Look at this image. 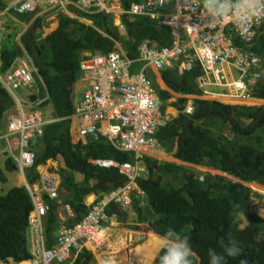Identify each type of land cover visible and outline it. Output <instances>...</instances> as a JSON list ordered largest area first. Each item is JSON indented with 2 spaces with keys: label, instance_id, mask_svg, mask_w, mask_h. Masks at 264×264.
<instances>
[{
  "label": "trees",
  "instance_id": "obj_1",
  "mask_svg": "<svg viewBox=\"0 0 264 264\" xmlns=\"http://www.w3.org/2000/svg\"><path fill=\"white\" fill-rule=\"evenodd\" d=\"M120 1L127 11L132 3L142 0ZM0 8L3 10L6 5H0ZM69 13L72 16L59 14V27L45 39L37 42V35L33 33L30 41L26 38L21 41L46 86L44 89L38 85L39 91L34 88L29 95L21 96L32 102L43 101L39 110L44 121L51 122L44 126L43 136L37 137L36 143L32 144L36 162L27 175L28 183L33 185L39 178L41 181L37 171L39 166L49 160L61 162L63 179L59 197L51 202L52 208L47 216L48 236L59 228L56 225L59 206L70 207L72 216L65 226L72 227L91 209L86 203L89 196L96 195L100 199L128 182L117 168L100 167L92 161L111 159L123 163L132 160L129 153L116 150L103 137L96 139L95 136H88L77 144L72 143L71 118L76 115L77 107L74 96L76 84L83 77L80 62L85 54H108L118 50L117 44H120L130 59H136L143 43H149L157 50L173 44L171 29L150 17L123 15V34L114 24L112 15L86 14L73 7ZM80 19L92 24H85ZM41 23L42 19H36L35 29L41 28ZM258 33L250 47H245L238 39H235V44L239 50L264 59V27L258 29ZM22 52L18 44L11 48L3 47L0 51L1 72L9 71L23 55ZM180 63L177 61L161 71L166 86L182 98L168 104L172 99L170 93L156 91L162 113L168 105L179 112L177 118L157 130L156 139L161 149L175 159L208 167L229 177L208 173L201 182L199 174L187 171L185 166L160 163L149 155L145 156L144 165L149 173L147 177L138 179V184L145 193L146 205L142 206L140 199L135 197L132 206L128 207L135 210L141 223L132 226V229L149 231L159 238L168 233L173 236L186 234L193 253V264H208V250L223 254L222 244L233 239L242 251L236 257L226 256L225 264H240L242 259L247 264H264V219L251 199V189L243 185L256 183L264 186V107L232 106L197 99L193 101V114H186L189 100L185 97L202 95L197 84L202 72L198 65L184 72L179 68ZM261 72L264 73V70ZM249 95L264 101V81L255 84ZM15 112L16 104L12 96L0 83V137L7 130L9 116ZM14 164L10 159L7 171H12ZM75 173L83 175L84 179L78 182L74 178ZM174 177L184 181L179 188L171 182ZM0 183H8L2 170ZM44 199L50 202L46 195ZM33 210V201L25 186L13 187L7 194H0V263L10 259L23 263L32 259L28 230ZM107 214L123 218L128 212L127 208L111 205ZM240 216L245 217L248 223L239 230ZM233 228H237L238 232L235 233ZM160 251V248L155 250L153 264H157ZM65 264L97 262L94 251L85 247L80 252H74L72 260Z\"/></svg>",
  "mask_w": 264,
  "mask_h": 264
},
{
  "label": "built area",
  "instance_id": "obj_2",
  "mask_svg": "<svg viewBox=\"0 0 264 264\" xmlns=\"http://www.w3.org/2000/svg\"><path fill=\"white\" fill-rule=\"evenodd\" d=\"M8 1L10 3L0 12V21L6 16L18 19L43 7L69 14L73 7L86 14L150 17L169 27L173 38L172 46L161 50L143 43L136 59H130L122 49H118L108 54H88L80 63L83 77L89 84L83 93V101L76 109V117L80 120L79 136L106 138L116 150L129 153L132 160L123 163L111 159L92 161L100 167L117 168L128 182L96 199L80 222L72 227H63L51 248L45 244L43 219L50 207L42 197L58 198L56 179L51 175L41 176L39 189L26 185L34 204L30 216L31 262L65 264L72 260L74 252L85 247L94 252L105 248L109 236L105 223L111 205L127 208L132 206L135 197L145 195L138 179L148 176L144 157L156 149V133L163 120L161 101L155 95L149 69L155 67L162 71L183 58L186 62L181 67L182 71H190L195 65L200 67L202 74L198 76L197 84L203 97L229 99L239 104L247 102L251 99L252 87L264 81V73L257 71L260 59L239 50L235 39L241 43H252L259 34L258 29L264 26V13L254 19L251 27L240 29L232 16L216 21L210 27V18L201 14V0H142L132 3L127 11L122 8L120 0ZM118 28L123 31L124 26L118 24ZM225 66L238 71L239 77L229 75ZM0 83L16 104V114L9 119L0 144H4L7 155L24 173L35 166L32 144L37 137L43 136L44 126L49 122L44 121L39 111L43 101L24 99L17 90L26 87L39 91L38 83L44 89L46 86L42 78H36L26 66L12 67L4 74L0 73ZM213 88L225 89V93L211 92ZM185 111L193 114L192 105ZM0 264L17 263L8 260Z\"/></svg>",
  "mask_w": 264,
  "mask_h": 264
},
{
  "label": "crops",
  "instance_id": "obj_3",
  "mask_svg": "<svg viewBox=\"0 0 264 264\" xmlns=\"http://www.w3.org/2000/svg\"><path fill=\"white\" fill-rule=\"evenodd\" d=\"M5 1H8V0H4V1L0 0V5H5V3H4ZM1 10H2V8H0V12H1ZM42 13H48V12H41V11L39 12V14H42ZM39 14H38V16L35 15L34 17H31L28 20H24L23 19L24 16H20V17H18V19L13 18L15 21L14 20H7V19L5 20V17H3L0 21V25H2L0 30L2 31L3 34H4V32L7 33L6 43L4 42L5 40L2 37L3 34L0 36V51L2 50L3 47L11 48V47L15 46L16 44H18L19 49L21 48L24 52H22L23 55L20 56L16 60V62L13 63L12 67L26 66L27 68H29L32 71V73L34 74V76L36 78H38V76L41 77V75L39 74L38 69L35 67L34 62L32 60V57L28 54L27 51L24 50V46L22 45L21 41L24 38H26L27 41H30L32 34L35 33L36 29L34 26V22L36 19L39 18ZM70 16H72V15L70 14ZM80 20L82 22H84L85 24H88V25L92 24L90 21H87L84 19H80ZM121 22H122L121 16L120 17H114V24L117 27H118V24H121ZM12 26H15V27H12ZM16 26L20 27L19 29L21 31L18 33H13V30L16 28ZM28 26L31 27V29H32L31 33H28L25 29H23V27L27 28ZM58 27H59V24L57 23V26L52 31H49V33H46L43 39H45L48 35H50L54 31H56ZM123 31H124V29H123ZM14 37H17V38H14ZM43 39H38V40L36 39V40L38 42V41H41ZM241 44H243L245 47H248V46L250 47L252 45L251 42L250 43L242 42ZM121 47L122 46L120 44H117L118 49H122ZM86 55H88V54L86 53L85 56ZM25 57L27 58L26 60H27L29 65L24 60ZM263 60L264 59H260V64H259L257 71L264 70ZM179 61L181 62L180 66H179V68L181 69L182 65L186 61L183 58H181ZM172 65L173 64H171L170 67H172ZM0 67H1V59H0ZM225 71L227 73H229V75H231V76L234 75V76L239 77V74H240L236 70L232 71L231 68H229L228 66H225ZM149 75L152 79L155 93L157 90H163V91L169 92L170 95L172 96V99L168 102V104H172V103L176 102L177 99L182 98V96L180 94H177V93L171 91L166 86V84L162 80L160 70H157L155 67H153L152 69H149ZM88 84H89V82L86 81L84 79V77L79 78V81L76 84L75 94L77 92L78 87L81 88V92L83 91V93H84L85 89L88 87ZM38 85H41V84L38 83ZM210 91L218 93V94L225 93V89H221V88H213ZM27 93L29 95V92L22 93L21 95L25 96ZM185 98H187L189 100L187 107L189 105H193L194 100H197V99L205 100L204 99L205 97H203V93H202L201 97H188L187 96ZM216 100H218V99H216ZM258 101H261V100L251 99L249 101V103L253 104V103L258 102ZM74 102H75V105L78 106L79 103H81V100H79V99L75 100V96H74ZM76 109H77V107H76ZM160 113H161L162 118H163L161 124L159 125L160 129L166 127L169 122H171L173 119L177 118L179 115V112L170 105H168L166 107V109L164 110L163 113L160 109ZM14 114H16V113L11 114L9 116V119ZM42 115H43V113H42ZM71 119L73 120L72 129H71L72 143L77 144L84 137H80L78 134L79 120L76 117V115L72 116ZM55 121H53V122H55ZM49 123H51V122H49ZM33 142L35 144L36 139ZM3 155H4V160L3 161L0 160V170H2L3 173L5 174V176L8 180V183L12 184V180L10 179V175L12 173L18 174L20 172L21 174H18L19 179H18V181L15 182L17 184L15 187H20V186L26 187L27 184L30 185L27 181V175L30 172L29 170H32V168L27 169V170H25L24 173H22L20 171V169L18 167H16L14 164L15 167L13 166V169H11L12 171H7L6 168H7L8 162L10 161V156L7 155L6 148L3 150ZM150 156L153 157L154 159L158 160L160 163L168 162V163H173V164L185 166L188 171L195 170V171L200 172L201 168H202V167H199V166H196L193 164L181 162V161L175 159L174 157H172L171 155L166 154L162 150H156V151L152 152L150 154ZM60 164H61V162L49 160L45 165H41L37 168V171L40 174V176H44V177L45 176L48 177V175L55 176V179H56L55 180V183H56L55 186H56V189H58V194H59V189L61 188L62 179H63L62 175L60 174V172H61L60 171V168H61ZM9 172H12V173H9ZM212 172H214L218 175L229 177L228 175H226L224 173L208 169V173L212 174ZM74 178L78 182L82 181V179H84L83 175L78 174V173L74 174ZM33 185H35L34 189H39V187L42 185L40 178ZM181 185L182 184H179V186H181ZM97 198L98 197L96 195L89 196L86 200L87 205L91 206V204ZM143 200H145V198L142 199L141 204H144ZM48 203H49V206L51 209L52 208L51 202H48ZM145 205H146V202H145ZM145 205H143V206H145ZM57 212H58V219H57L56 225L59 228L56 232L52 233L49 236L47 234H45V239H46V243L48 246H50L51 244H52V246L54 245L56 238L59 235V232L65 226V222H68V219L72 216L71 209L69 206H64V207L59 206L57 208ZM127 212H128V214L123 218L122 217L118 218V216H116V215L108 214V220L105 223V225L109 231L108 245L102 252H97V253L94 252V259L97 262V264H104V262L106 260H109V259L112 260V264H153V260H154L153 257L155 254L154 249H156L155 244H159V238H157V236L153 235L149 231L139 232V231H136L135 229H132V226H135L137 224H141V223H139V219H138L139 216H137L134 209L131 210L130 208H127ZM46 220H47V217L44 219L45 228H47ZM52 246H50V247H52ZM21 264H31V262H24Z\"/></svg>",
  "mask_w": 264,
  "mask_h": 264
},
{
  "label": "clouds",
  "instance_id": "obj_4",
  "mask_svg": "<svg viewBox=\"0 0 264 264\" xmlns=\"http://www.w3.org/2000/svg\"><path fill=\"white\" fill-rule=\"evenodd\" d=\"M61 13H63V12H61ZM261 13H264V0H201V14L210 18V22H209L210 27L214 26V22L222 20L225 17L232 16L235 18V23H236L238 28L247 29V28L251 27V24L254 22V19H257ZM65 14H67V13H65ZM67 15H70V13ZM253 42H255V40ZM245 52H247V51L245 50ZM247 53H249V52H247ZM251 99H253V98H251ZM218 100L215 99L212 101H217V102H220L222 104L232 105V106L239 105V106L250 107V105L247 104L250 100H248L247 102L241 103V104H239V102H235V101H233V103H232V102H230L231 100H229V99H226V100H229L227 102H221L220 100L219 101ZM206 101H210V100H206ZM188 115H191V114H188ZM155 148H156L155 150H153L149 153V156L152 152H154L156 150H162L158 140H157V146ZM199 167H202V166H199ZM204 168L208 169V167H204ZM192 171H194V170H192ZM206 173H208V172H206ZM206 173H204V172L198 173L199 174V180H201V182H203V180H204L203 175ZM51 176H53V175H51ZM53 177H55V176H53ZM232 179L233 178H231V180ZM171 182H172L173 186L178 187V188L180 187L179 184L183 185V183H184V181H182V179H180L178 177L177 178L174 177L171 180ZM244 184L245 183H243V185ZM247 184H253V183H247ZM254 184H256V183H254ZM30 186L35 187V185H30ZM260 186H262V185H260ZM262 189L263 190L256 192V195H261L264 197V188H262ZM251 191H252V189H251ZM57 192H58V189H57ZM252 194H253V192H251V195ZM46 196L48 197L50 202H53L54 200L58 199V198L50 199L48 195H46ZM58 197H59V195H58ZM138 197L145 198V195L144 196H138ZM42 198L44 199V195ZM251 199L253 200V197H251ZM253 201H255V204L258 206V210L260 212L259 203L256 200H253ZM44 202L49 206V203H47L46 201H44ZM121 209H123V208L121 207ZM50 211H51V209L48 210L47 214L44 216L43 219H45L47 217V215ZM71 213H72V211H71ZM262 218L264 219V217H262ZM29 223H30V221H29ZM30 227H31V225L29 226V230H28L29 245H31V243H32ZM44 227H45V223H44ZM64 227H66V226H64ZM45 234H46V228H45V233H44V240H45L46 247H49L46 243ZM157 238H159V237H157ZM107 244H108V242H107ZM106 246H105V248H106ZM159 247H160L161 251L158 253V256H157V264H193V260H192L193 253H192V250L190 248L189 237L186 234L177 233V234H175V236H173L171 233L165 234L159 238ZM49 248H51V247H49ZM222 248H223V254L217 253L213 249L208 250V256H209L208 264H225V257L226 256L227 257H236V256L240 255V253L242 251L238 242L234 239L231 240L227 244H222ZM32 259H33V256H32ZM32 259L28 262H31ZM10 260H12V259H10ZM17 264H21V263H17ZM31 264H32V262H31ZM104 264H112V260L111 259L106 260L104 262ZM240 264H247V261L242 259L240 261Z\"/></svg>",
  "mask_w": 264,
  "mask_h": 264
},
{
  "label": "rangeland",
  "instance_id": "obj_5",
  "mask_svg": "<svg viewBox=\"0 0 264 264\" xmlns=\"http://www.w3.org/2000/svg\"><path fill=\"white\" fill-rule=\"evenodd\" d=\"M4 1V0H3ZM5 3V5H8L10 2L9 1H5L4 2ZM41 11L42 12H48V13H42V14H40L39 15V18L40 19H42V23H41V25H42V27L40 28V29H36L35 30V34L37 35V39H43L44 38V36H45V34L46 33H49V31H52L56 26H57V23L59 24V14H61V12H59V11H49V10H47V8H45V7H43V8H41ZM14 20L12 17H10V16H6L5 17V20ZM15 21V20H14ZM14 23V22H13ZM12 27H15V26H12ZM20 27H17L16 26V28L13 30V33H18V32H20L21 30L19 29ZM1 29V28H0ZM23 29H25L28 33H31V31H32V29H31V27H27V28H25V27H23ZM121 32L123 33V34H125V31H122L121 30ZM3 33H2V31L0 30V36L2 35ZM7 33L6 32H4V34L2 35V37L4 38V42L6 43V40H7ZM14 38H17V37H14ZM17 41V40H16ZM10 43V42H9ZM8 43V44H9ZM27 58L25 57L24 58V60L26 61V63L28 64V62H27V60H26ZM29 65V64H28ZM0 73H2L1 72V70H0ZM32 89H29V88H26V87H21V88H19L18 90H17V92L19 93V94H22V93H26V92H30ZM77 99H79V100H81V102L83 101V91L81 92V88H77V92H76V94H75V100H77ZM205 100H210V101H212V100H215L214 98H204ZM221 102H227V101H229V100H226V99H219ZM230 102H232V101H230ZM233 103V102H232ZM248 105H250V107H259V106H261V107H264V101H258V102H255V103H253V104H251V103H247ZM33 144H34V142H33ZM5 149V146H4V144L2 143V144H0V160L1 161H3L4 160V155H3V150ZM195 171V170H194ZM195 172H198L199 173V171H195ZM200 172H204V173H206V172H208V169H206V168H204V167H202L201 168V171ZM9 173H12V172H9ZM18 174H21L20 172L18 173ZM18 174L17 173H12L11 175H10V179L12 180V184L10 183H7V184H5V185H2L3 183H0V194L1 195H5V194H7L8 193V191H9V189H11V188H13V187H15L17 184L15 183L16 181H18ZM206 174H208V173H206ZM206 174H204L203 176H205ZM212 174H216V173H214V172H212ZM232 181L233 182H237V180L236 179H232ZM246 187H248V188H251L252 189V191L251 192H253V194L251 195V197H253V200H256L258 203H259V206H260V212H259V210H258V212H259V214H260V216H262V217H264V197L263 196H261V195H256V192H259L260 190H263L262 188H264V186L262 187V186H260V185H257V184H247V183H245L244 184ZM139 199H140V201H142V199H143V197H138ZM261 200H260V199ZM143 202H144V204H142V206L143 205H145V200H143ZM133 209V208H132ZM131 209V210H132ZM239 220H240V225H239V230L241 229V228H244L245 226H246V224L248 223L247 222V219L245 218V217H243V216H240L239 218H238ZM235 233H237L238 232V229L237 228H233L232 229ZM158 240V239H157ZM155 247H157V248H160L159 247V244H155Z\"/></svg>",
  "mask_w": 264,
  "mask_h": 264
},
{
  "label": "water",
  "instance_id": "obj_6",
  "mask_svg": "<svg viewBox=\"0 0 264 264\" xmlns=\"http://www.w3.org/2000/svg\"><path fill=\"white\" fill-rule=\"evenodd\" d=\"M40 11H41V10L38 9L37 11H35V12L32 13V14H27L26 16L23 17V19H24V20H28V19H30L31 17H34L35 15L38 16V14H39Z\"/></svg>",
  "mask_w": 264,
  "mask_h": 264
},
{
  "label": "flooded vegetation",
  "instance_id": "obj_7",
  "mask_svg": "<svg viewBox=\"0 0 264 264\" xmlns=\"http://www.w3.org/2000/svg\"><path fill=\"white\" fill-rule=\"evenodd\" d=\"M155 248H156V249H154V251L157 250V247H155ZM102 251H103V250L95 251V253H97V252H102Z\"/></svg>",
  "mask_w": 264,
  "mask_h": 264
}]
</instances>
